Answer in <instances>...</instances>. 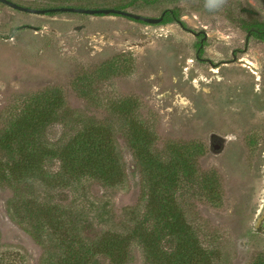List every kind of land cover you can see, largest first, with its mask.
Segmentation results:
<instances>
[{"label": "rangeland", "instance_id": "1", "mask_svg": "<svg viewBox=\"0 0 264 264\" xmlns=\"http://www.w3.org/2000/svg\"><path fill=\"white\" fill-rule=\"evenodd\" d=\"M12 1L36 8L128 4V10L154 17L182 10L188 29L118 15L32 14L0 2V127L20 113L30 94L46 87L60 89L71 109L116 126L124 119L113 107L130 100L158 147L171 140L198 142L204 147L200 169L219 176L218 201L187 190L179 198L186 220L214 250V264H252L264 256V41L252 36L247 42L242 28L264 22V0ZM190 29L207 32L203 59L197 58L200 37ZM117 136L124 148V136ZM55 194L82 214L77 227L87 240L126 238L144 219L138 177ZM11 196L0 187V264H44L46 248L8 214ZM174 244L165 239L160 248L172 250ZM133 249L134 257L124 263L145 264L142 248ZM93 264L112 263L97 255Z\"/></svg>", "mask_w": 264, "mask_h": 264}, {"label": "trees", "instance_id": "2", "mask_svg": "<svg viewBox=\"0 0 264 264\" xmlns=\"http://www.w3.org/2000/svg\"><path fill=\"white\" fill-rule=\"evenodd\" d=\"M166 10L161 24L181 21L180 8ZM242 28L264 41V22L249 21ZM136 109L130 100L114 106L124 119L116 126L110 119L71 109L60 89L46 87L30 94L20 113L0 127V187L12 191L7 211L46 248L44 264H93L97 255L125 264L134 257V245L142 248L145 264H214V250L186 220L179 198L187 190L218 201L219 176L200 169L198 155L204 147L198 142L171 140L158 147L157 136L136 119ZM130 177L139 178L145 211L126 238L85 239L77 227L82 214L66 204L65 196L55 194L88 182L113 187ZM165 239L175 242L172 250L160 248ZM252 264H264V256L258 255Z\"/></svg>", "mask_w": 264, "mask_h": 264}, {"label": "water", "instance_id": "3", "mask_svg": "<svg viewBox=\"0 0 264 264\" xmlns=\"http://www.w3.org/2000/svg\"><path fill=\"white\" fill-rule=\"evenodd\" d=\"M0 2L16 9L19 11L32 13V14H49V13H55V12H69V13H82V14H90V15H118L123 16L125 18H131L136 21H142L147 24H161V22L164 20L165 14L167 10H165L160 16L154 17V16H146L140 13L132 12L128 9H121L116 7H106V8H85V7H78V6H56V7H49V8H36V7H30L25 6L22 4H19L12 0H0ZM185 29H188L183 25V23L179 22ZM190 31L195 35L199 36L201 33H204L205 36L202 40V43L204 39H207V32L205 30L202 31H194L190 29ZM248 42V38H247ZM236 57L231 60L234 61ZM211 62V61H210ZM216 66V64H214Z\"/></svg>", "mask_w": 264, "mask_h": 264}, {"label": "flooded vegetation", "instance_id": "4", "mask_svg": "<svg viewBox=\"0 0 264 264\" xmlns=\"http://www.w3.org/2000/svg\"><path fill=\"white\" fill-rule=\"evenodd\" d=\"M182 22V21H181ZM183 23V22H182ZM184 25V24H183ZM195 31V30H194ZM200 31H202V30H200ZM204 36H205V34L204 33H201L199 36H196V37H200V41H199V43H198V53H197V58L198 59H203V57H202V54H203V46H204V43H205V40L206 39H204V41H203V43H202V40H203V38H204ZM252 36H254L253 34H252V32L251 31H249L248 32V40H249V38L250 37H252ZM202 52V53H201Z\"/></svg>", "mask_w": 264, "mask_h": 264}]
</instances>
